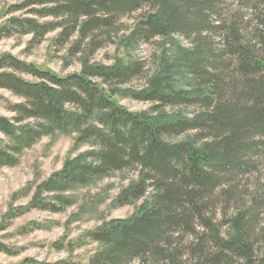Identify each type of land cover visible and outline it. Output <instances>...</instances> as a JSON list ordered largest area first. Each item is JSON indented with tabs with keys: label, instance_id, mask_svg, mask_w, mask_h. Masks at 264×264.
Listing matches in <instances>:
<instances>
[{
	"label": "trees",
	"instance_id": "trees-1",
	"mask_svg": "<svg viewBox=\"0 0 264 264\" xmlns=\"http://www.w3.org/2000/svg\"><path fill=\"white\" fill-rule=\"evenodd\" d=\"M39 1L41 4L55 2L39 9L41 14L56 17L67 14V19L40 23L28 17L22 23L19 18H11L10 22H20L26 32L42 35L55 26L63 27L64 22L79 24L84 16L79 30L81 39L86 32L110 26L119 14L137 10L147 2L153 3L155 11L136 23L126 41L129 46H135L153 37L170 39L169 48L163 51L166 58L162 62V77L143 91L121 92L141 100H159L162 104L152 112L130 111L114 100L115 93L106 91L90 78L94 75L104 81L127 83L142 72L144 66L137 60L113 66L95 64L83 73L60 77L34 63L21 62L13 55L1 56L0 69L22 68L40 80L32 82L14 72L0 71V83L5 82L8 88L26 98L23 103L12 106L17 113L16 122L39 121L33 126L0 117V130L14 141L8 143L0 138V168L15 165L19 153L43 134L80 132L82 142L91 141L97 148L87 150L81 161L66 165L43 182L31 205L43 209L58 206L55 201L41 198V193L47 191L59 192L55 195L59 206L68 205L72 200L65 195L66 191L115 171L136 168L138 179L120 193L117 201L128 203L145 198V202L131 217L113 219L93 230L91 237L99 248L87 262L76 264H124L145 258L149 253L158 258L165 254L163 244L176 228L188 225L194 229L192 215L200 214V202L230 176L250 169L251 158L264 152V56L254 49L256 46L239 38L235 25L225 27L219 33L227 32L224 40L230 46L229 54L237 58L243 80H233L223 87L220 70L213 68L221 60V54L214 51L213 43L206 36L215 27L212 17L219 13L218 8L226 0H64L67 4L56 0ZM240 1L259 4L260 0ZM258 19L259 42L264 47V12ZM10 28L5 25L0 31ZM175 35L193 37L195 47H182ZM94 42V38L90 39V48H94ZM175 73H179L180 78H174ZM223 88L230 90V94L223 92ZM190 102L210 107L192 118L181 111L169 112L163 108L167 104ZM189 128H200L201 136L195 135L197 138L191 137L182 143L165 139ZM201 140L205 143H196ZM243 221L244 212L229 219V236L216 242L221 249L236 252L244 259V264H253L254 253L244 237ZM212 228L216 230L214 225ZM195 250L197 260L193 264L207 263V259L202 258L199 243ZM0 251L11 252L2 242ZM217 258H223L222 253ZM165 260L163 264H182L176 260L174 252L165 254ZM20 264L51 263L26 259Z\"/></svg>",
	"mask_w": 264,
	"mask_h": 264
},
{
	"label": "rangeland",
	"instance_id": "rangeland-1",
	"mask_svg": "<svg viewBox=\"0 0 264 264\" xmlns=\"http://www.w3.org/2000/svg\"><path fill=\"white\" fill-rule=\"evenodd\" d=\"M56 2L63 4L64 0ZM52 5L55 2L41 4L39 0H0V30L5 25L11 27L9 31H0V57L13 55L21 62L34 63L60 77L83 73L95 64L113 66L122 61L137 60L144 66L142 72L127 83L104 81L102 77L94 75L90 78L106 91L115 93L114 100L128 110L139 113L156 111L155 107L162 104L159 100H141L128 92L143 91L160 81L164 67L162 62L166 58L163 51L169 48L170 39L153 37L135 46H129L126 41L136 23L155 11L154 4L147 2L137 10L119 14L110 26H100L92 32H86L82 39L79 30L84 16L79 19V24L64 22L63 27L55 26L42 35L26 32L21 23L28 17L40 23H56L67 19V14L56 17L38 12ZM218 10L219 13L212 17L215 27L208 31L206 38L213 43L214 51L221 54V60L213 68L220 70L225 88L233 80L242 81L243 78L238 70L237 58L228 52L230 46L224 40L228 36L227 32H219L235 25L236 30H239V38L256 46L254 49L264 56V47L259 42L261 31L258 29L261 28L258 15L264 12V0H260L259 4L226 0ZM11 18H19L21 23H12ZM92 38L95 42L91 49L89 41ZM175 38L186 49L195 47L193 37ZM169 54L172 57L171 50ZM0 71L14 72L32 82L40 80L22 68L5 67ZM174 78H180V74L175 73ZM224 88L222 91L230 94L231 91ZM24 101L25 97L8 88L5 82L0 83V117L11 119L17 124L31 123L37 126L39 121L34 119L16 122L17 113L12 106ZM209 107L200 102L163 106L169 112L181 111L189 118L207 111ZM199 133L200 128H189L172 133L165 139L170 143H182L191 137L197 138L195 135ZM0 138L14 143L12 137L2 130ZM196 143L204 144L205 141ZM93 148H97L93 142L80 140V132L54 131L43 134L24 148L15 165L0 168V242L11 251H0V264H20L26 259L51 264L87 262L99 248L91 232L113 219L131 217L145 202V198L128 203L117 201L120 193L138 179V170L127 168L66 191L65 195L72 200L68 205L59 206L55 199L59 192L56 191L40 195L42 199L55 201L58 205L55 208L43 209L31 205L43 182L58 174L66 165L81 161L85 152ZM251 159L250 169L230 176L228 181L221 182L200 202V214L192 215L194 229L180 225L169 235V241L163 244L165 254L174 252L178 262L193 264L197 260L195 249L199 243L203 250L202 258L205 261L207 259L205 264H244V259L236 252L223 250L216 242V239L221 241V238L229 236L228 220L244 212L243 233L253 249V264H264V152ZM205 221L212 223L216 230L213 231L212 224L205 225ZM220 252L223 258H217ZM165 254L157 258L149 253L145 258H135L124 264H163L166 261Z\"/></svg>",
	"mask_w": 264,
	"mask_h": 264
}]
</instances>
